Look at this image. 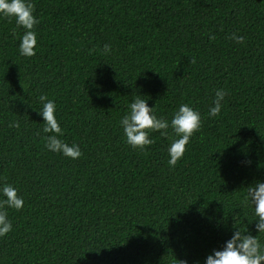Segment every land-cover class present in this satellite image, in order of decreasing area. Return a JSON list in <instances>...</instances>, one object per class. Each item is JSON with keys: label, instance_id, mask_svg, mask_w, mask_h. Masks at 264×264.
Returning <instances> with one entry per match:
<instances>
[{"label": "trees", "instance_id": "16d2710c", "mask_svg": "<svg viewBox=\"0 0 264 264\" xmlns=\"http://www.w3.org/2000/svg\"><path fill=\"white\" fill-rule=\"evenodd\" d=\"M32 3V57L19 54L15 20L0 18V185L24 201L7 211L0 264H204L237 228L257 235L243 193L264 181V0ZM40 95L78 159L46 149ZM134 96L169 122L181 104L200 112L175 167L171 128L143 151L125 142Z\"/></svg>", "mask_w": 264, "mask_h": 264}, {"label": "clouds", "instance_id": "9594fccd", "mask_svg": "<svg viewBox=\"0 0 264 264\" xmlns=\"http://www.w3.org/2000/svg\"><path fill=\"white\" fill-rule=\"evenodd\" d=\"M34 4L32 0H0V18L14 19L18 29H22L18 51L21 56L32 57L36 54L37 34L35 25L39 23L33 15ZM215 37L209 34V39ZM237 44H242L245 37L232 33L229 37ZM105 55L112 52L109 44L103 46ZM195 58L190 63H195ZM227 92L224 89H216L215 95L208 108L207 116L216 117L221 113ZM42 107L38 112L42 117V133L45 147L53 153H59L70 159H78L82 155L78 144L69 145L60 137L63 131L56 119V105L45 95L38 97ZM155 107H149L147 100L141 96H134L128 104L127 112L120 118L119 125L122 129L125 142L135 150L143 151L145 146L152 143L150 132H160L161 136L168 135L171 128L175 139L167 148L169 167H175L183 157L186 145L190 142L194 133L200 129L201 114L189 104H181L172 114L170 122L163 117H157ZM9 127H19L18 122L13 121ZM243 202L252 210V222H255L257 235L253 236L242 232L239 228L233 231L231 237L225 241L220 250H213L204 264H262L264 262V243L259 236H264V181H256L246 187L243 193ZM24 201L17 193V189L10 184L0 185V237H4L12 231V223L8 219V209L21 210ZM236 223V221H235Z\"/></svg>", "mask_w": 264, "mask_h": 264}]
</instances>
